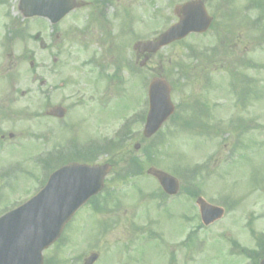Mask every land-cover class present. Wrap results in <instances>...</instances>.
Here are the masks:
<instances>
[{"label":"rangeland","instance_id":"1","mask_svg":"<svg viewBox=\"0 0 264 264\" xmlns=\"http://www.w3.org/2000/svg\"><path fill=\"white\" fill-rule=\"evenodd\" d=\"M83 1L90 6L68 14L50 35L43 21L22 22L18 0H0V133L5 137L0 140V215L41 188L46 168L36 161L43 155L61 147L63 158L69 145L112 138V156L102 150L97 162L113 166L107 185L117 201L101 215L112 217V226L101 234L107 219L91 218L90 209L83 208L57 244L44 252V264H82L91 251L101 253L96 264H163L175 243L179 253L169 255V264H230L229 239L254 248L250 230L264 235V9L257 5L260 0H254L257 6L247 11L251 0H228L229 6H224L225 0H204L214 18L213 28L162 48L143 68L135 65L133 44L151 39L175 22L173 7L187 0H109L104 7V0ZM94 7L101 8L104 30L92 23ZM9 21L27 31L12 44L6 43ZM124 21L130 31L122 33ZM224 37L226 53L211 58L209 49L223 44ZM106 39L112 43V64L127 62L135 68L124 69L117 81L112 79L110 105L102 96H108V84L99 85L95 95L88 84H81L83 69H79L85 58L109 52L111 43ZM55 49L62 51L56 54ZM53 57L58 59L56 67ZM51 64L54 72L49 73ZM84 70L89 71L88 65ZM158 74L171 85L176 111L152 141H145L144 122L137 114L146 111L147 84ZM233 78L237 80L232 82ZM195 101L204 104L209 114L202 120L205 132L185 125L193 117L190 105ZM98 102L106 109L97 111ZM54 105L67 108L64 121L46 117L45 111ZM136 115L138 120L129 126L135 137L126 141L121 130ZM9 133L12 138L7 137ZM135 143L138 150L133 149ZM123 166L130 167L128 176L116 179ZM150 166L172 173L186 190L199 191L205 200L224 208L222 219L197 229L195 201L182 193L170 206L171 213L178 210L180 220L158 212L151 197L158 187L145 173ZM183 213L196 217L183 223ZM144 214L148 220L142 219ZM142 226L148 235L151 226L157 238L139 250L125 252V247L145 239ZM192 230L195 241L184 248L182 243ZM239 264L248 260L241 256Z\"/></svg>","mask_w":264,"mask_h":264},{"label":"water","instance_id":"2","mask_svg":"<svg viewBox=\"0 0 264 264\" xmlns=\"http://www.w3.org/2000/svg\"><path fill=\"white\" fill-rule=\"evenodd\" d=\"M76 7L74 0H21L20 8L26 15L49 16L58 13L57 19ZM179 21L160 34L157 39L137 43L139 51L156 52L160 47L179 40L190 32H204L209 24L201 1L187 2L175 7ZM170 88L160 78L149 87L150 111L144 130L146 137L153 134L172 113L169 98ZM54 114L61 115L59 110ZM137 148V147H136ZM109 166L88 167L69 164L54 172L45 188L22 206L0 218V264H41V250L59 236L64 223L86 199L99 191ZM168 193L176 191V180L162 171L150 168ZM203 220L206 223L221 216V210L197 200ZM97 258L90 254L84 264H92ZM261 264H264V260Z\"/></svg>","mask_w":264,"mask_h":264},{"label":"flooded vegetation","instance_id":"3","mask_svg":"<svg viewBox=\"0 0 264 264\" xmlns=\"http://www.w3.org/2000/svg\"><path fill=\"white\" fill-rule=\"evenodd\" d=\"M100 20H102L100 18ZM105 43V41H104ZM111 43V40H110ZM109 43V44H110ZM111 48L109 49V52H105L104 54L99 55L97 59H94L91 57L90 59L85 58L83 60V63L79 66V69H83V74H82V79H81V84L86 86L87 84L91 87V90L95 95L99 92V85H103L104 82H106L108 85V96L107 95H102L104 97V100H107L106 102L109 104L112 103V43H111ZM58 48V47H56ZM57 53H60L62 50L61 49H55ZM143 56H135V62L139 64L142 60ZM53 63H56L57 58H52ZM88 65L89 71H85L84 68ZM53 65H49L48 67L51 68ZM90 68L92 70H90ZM51 72V70H50ZM91 77V78H90ZM93 81V82H92ZM105 93V92H104ZM107 96V97H106ZM105 103V102H103ZM109 104V105H110ZM90 111H93V109H90ZM109 111H112V105L110 106ZM110 115H112V112H110ZM86 118V115L82 117V119ZM81 119V120H82ZM95 121V119H93ZM86 125V124H85ZM163 204V202H161ZM165 205L163 206L164 208L161 209L160 212L167 214L171 218L174 219H179V212L176 210L175 212L171 213L170 208ZM173 256L176 252V247L173 248ZM169 261H166L165 264H169ZM173 264H175L173 262Z\"/></svg>","mask_w":264,"mask_h":264}]
</instances>
